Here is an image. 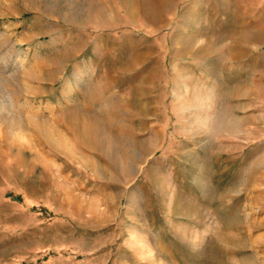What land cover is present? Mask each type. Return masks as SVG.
<instances>
[{
    "label": "rangeland",
    "instance_id": "374dc122",
    "mask_svg": "<svg viewBox=\"0 0 264 264\" xmlns=\"http://www.w3.org/2000/svg\"><path fill=\"white\" fill-rule=\"evenodd\" d=\"M0 264H264V0H0Z\"/></svg>",
    "mask_w": 264,
    "mask_h": 264
}]
</instances>
